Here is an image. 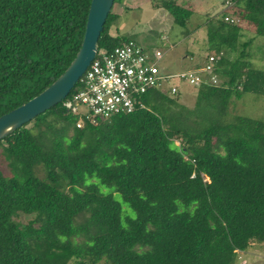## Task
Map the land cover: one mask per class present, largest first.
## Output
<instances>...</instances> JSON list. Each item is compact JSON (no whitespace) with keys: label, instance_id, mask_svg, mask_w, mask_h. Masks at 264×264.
Instances as JSON below:
<instances>
[{"label":"trees","instance_id":"1","mask_svg":"<svg viewBox=\"0 0 264 264\" xmlns=\"http://www.w3.org/2000/svg\"><path fill=\"white\" fill-rule=\"evenodd\" d=\"M90 1L0 0V116L67 68ZM154 7L182 29L193 14L177 0ZM112 8L95 57L133 41L110 34L119 18ZM226 15L264 39V0H232L196 26L218 84L207 74L191 86L192 107L178 102L180 91L152 88L138 98L142 108L95 123L82 117L77 127L64 103L80 78L64 100L0 140L8 171L0 168V264H237L264 245V120L234 113L245 95L264 99V67L253 65L252 39Z\"/></svg>","mask_w":264,"mask_h":264},{"label":"rangeland","instance_id":"2","mask_svg":"<svg viewBox=\"0 0 264 264\" xmlns=\"http://www.w3.org/2000/svg\"><path fill=\"white\" fill-rule=\"evenodd\" d=\"M232 0H177L178 3L190 8L193 12L185 29L172 23V18L163 9L154 7L155 0H117L113 5L112 12L118 14L119 18L110 29L111 35L128 36L139 46L149 51H160L161 59L158 66L167 72H179L190 69L189 65L200 63L204 55L212 53L204 52L205 33L202 26L207 16L219 18L227 4ZM224 21L235 23L242 30V40L252 39L248 48L251 53V62L255 67H264V39L255 36L254 26L239 17L226 15ZM186 30L189 36H186ZM188 35V34H187ZM261 48V49H260ZM189 51H193L195 57L190 61ZM186 59V62H182ZM218 84V82H217ZM180 96L178 102L187 107H192L195 100L196 90L187 84H178ZM81 110V108H80ZM234 113L252 118L264 120V99L252 95H245L238 101ZM1 150V148H0ZM5 174L8 171L0 165ZM117 199L120 196L115 195ZM29 218L20 215L17 220L25 222ZM98 264H104L100 262ZM237 264H264V245L262 247L252 246L246 254L238 256Z\"/></svg>","mask_w":264,"mask_h":264},{"label":"built area","instance_id":"3","mask_svg":"<svg viewBox=\"0 0 264 264\" xmlns=\"http://www.w3.org/2000/svg\"><path fill=\"white\" fill-rule=\"evenodd\" d=\"M161 57L160 51L146 52L131 40L94 57L80 79L81 88L64 103L66 109L79 116L76 126H80L82 117L95 123L97 117L106 119L142 108L138 98L152 88L166 89L174 95L179 91L178 84L198 87L207 74L211 75L209 83L218 82L212 74L213 55L201 68L179 72L162 71L158 66Z\"/></svg>","mask_w":264,"mask_h":264},{"label":"water","instance_id":"4","mask_svg":"<svg viewBox=\"0 0 264 264\" xmlns=\"http://www.w3.org/2000/svg\"><path fill=\"white\" fill-rule=\"evenodd\" d=\"M114 0H91L80 47L74 58L47 88L0 116V140L64 100L97 52V41Z\"/></svg>","mask_w":264,"mask_h":264},{"label":"crops","instance_id":"5","mask_svg":"<svg viewBox=\"0 0 264 264\" xmlns=\"http://www.w3.org/2000/svg\"><path fill=\"white\" fill-rule=\"evenodd\" d=\"M182 62H183V63L186 62V59H183Z\"/></svg>","mask_w":264,"mask_h":264}]
</instances>
